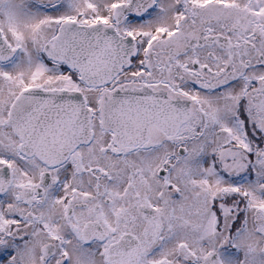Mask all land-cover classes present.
Listing matches in <instances>:
<instances>
[{"label":"snow or ice","instance_id":"1","mask_svg":"<svg viewBox=\"0 0 264 264\" xmlns=\"http://www.w3.org/2000/svg\"><path fill=\"white\" fill-rule=\"evenodd\" d=\"M0 264H264V0H0Z\"/></svg>","mask_w":264,"mask_h":264}]
</instances>
